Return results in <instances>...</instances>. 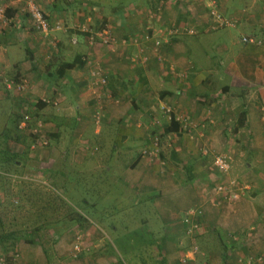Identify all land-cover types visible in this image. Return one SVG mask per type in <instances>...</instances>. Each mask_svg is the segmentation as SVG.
I'll list each match as a JSON object with an SVG mask.
<instances>
[{
	"label": "crops",
	"instance_id": "obj_1",
	"mask_svg": "<svg viewBox=\"0 0 264 264\" xmlns=\"http://www.w3.org/2000/svg\"><path fill=\"white\" fill-rule=\"evenodd\" d=\"M27 1L0 0V103L13 131L25 133L32 110L71 127V188L88 180L84 264H264V0H32L62 25L48 35L33 26ZM213 4L235 26L215 24ZM103 30L113 43H102ZM97 68L106 85L92 76ZM156 139L158 153L146 154ZM54 150V160L68 155ZM222 154L232 157L227 177L214 166ZM40 176L56 190L63 175ZM229 178L249 187L235 202L216 192ZM112 190L123 209L147 205L162 224L144 234L138 261L107 252L93 225L109 220L94 207ZM193 208L204 214L191 235ZM29 249L20 251L35 264L49 254Z\"/></svg>",
	"mask_w": 264,
	"mask_h": 264
},
{
	"label": "rangeland",
	"instance_id": "obj_2",
	"mask_svg": "<svg viewBox=\"0 0 264 264\" xmlns=\"http://www.w3.org/2000/svg\"><path fill=\"white\" fill-rule=\"evenodd\" d=\"M30 1L40 8L34 1ZM0 9L5 7L2 5ZM7 113V107L0 103V235L14 233L16 241L10 239L0 245V261L5 264H35L24 257L20 249L22 245H27L29 250H35L28 252L30 256L29 254L37 252L36 248L40 245L49 251L43 264H84L88 223H78L76 218L79 213L90 214L84 202L82 203L83 198L87 197L85 184L88 180L85 179L81 188H71V127L56 128L53 120L32 110L26 113L32 120L25 133L13 131L9 128ZM93 117L90 121L92 132L95 126L101 124V118L97 123L96 115L94 120ZM37 122L43 123L44 132L36 137L30 127ZM18 138H21L20 142ZM33 145L36 147L33 148ZM95 149L94 144L91 146V153H97ZM14 150L21 161L18 166L6 163L7 153H13ZM53 150L55 153L60 152L62 156L65 153L68 155L65 158L63 156L62 160L61 157L54 160ZM113 163H108V166ZM101 164L104 166L105 162ZM92 166L87 163L86 167ZM52 172L63 175L57 177L56 190L51 188L54 185L39 177ZM110 194L109 201H97V207H94L99 214H108L109 220L92 221L93 225L101 228L107 252L125 262L132 255L137 260L138 248L144 243V234L148 229L155 234L162 224L160 221H151L152 210L147 205L131 208L132 210L123 209L127 207L125 202L122 200L120 204L118 200H114L116 197L120 199L121 194L113 190ZM74 218L76 220H72ZM144 219L149 220L147 223L154 230L150 225H143ZM96 234L100 235L97 231Z\"/></svg>",
	"mask_w": 264,
	"mask_h": 264
},
{
	"label": "built area",
	"instance_id": "obj_3",
	"mask_svg": "<svg viewBox=\"0 0 264 264\" xmlns=\"http://www.w3.org/2000/svg\"><path fill=\"white\" fill-rule=\"evenodd\" d=\"M27 10L28 13L30 14V19L32 20L33 26L35 27L36 30L42 32L44 35H48L51 31H58L62 29V25L59 23L53 24L49 22L43 11L38 8L37 6L33 5L30 0L27 2ZM213 21L215 24H218L219 26L223 27H233L235 26L236 22L230 19H225L223 16L219 13L218 9L216 8V5L213 4L212 10L210 12ZM0 17L4 20L5 15H4V9H0ZM188 34L194 35L196 31L194 29H187ZM97 36L100 37L102 40V43L104 44H111L115 41L114 37L111 35V33L108 30H103L100 33L97 34ZM92 39V38H91ZM138 38L133 39L134 43L138 42ZM74 43H77L76 41H73ZM92 76L96 78L97 84L100 85H106L107 84V79L102 72L101 69L97 68L96 70L93 71ZM100 115L96 116L97 123L100 122ZM32 118L30 115H24L21 123V129L26 130L28 129V125L30 124ZM44 125L42 122H37L35 125H32L30 127L31 131L33 134L37 137L41 135L44 130ZM36 145H33V148H35ZM159 151V140L156 139L153 142V148L149 150H145L146 154H151V155H156ZM231 162H232V157L228 154H222V155H217L214 159V166L217 170L218 173H220L222 176L227 177L230 170H231ZM249 190L248 185H244L237 179H227L225 182H222L216 187V192L225 200L230 201V202H235L238 201L242 195H244L247 191ZM203 210L201 208H193L188 212V216L193 219L191 223H189V231L188 234L194 235V231L198 230V227L200 226L199 219L203 215ZM191 248L193 250H197V247L193 245ZM78 250V249H77ZM188 257H185L182 259L183 264H187L188 262ZM256 261H261V258H257L256 260H252V258L248 259V264H252ZM1 264H5L4 261H0Z\"/></svg>",
	"mask_w": 264,
	"mask_h": 264
},
{
	"label": "trees",
	"instance_id": "obj_4",
	"mask_svg": "<svg viewBox=\"0 0 264 264\" xmlns=\"http://www.w3.org/2000/svg\"><path fill=\"white\" fill-rule=\"evenodd\" d=\"M6 13H7V11L5 12V15H6ZM29 14V13H28ZM30 15V14H29ZM46 17V16H45ZM6 18H7V16H6ZM46 19H47V17H46ZM49 22H51L49 19H47ZM65 66V68H67V69H71V68H73L75 65H73V64H65L64 65ZM17 129V128H16ZM177 133H180L181 132V129L180 130H178V131H176ZM8 135V134H7ZM7 135H5V136H7ZM7 156H8V160H6V163H8V164H14L15 166L16 165H18V162L20 161L19 160V158H18V156L17 155H15L14 153L12 154V153H7ZM78 215V217L77 218H79V219H77V222L78 223H82V216L81 215H79V214H77ZM73 220V219H72ZM84 222H88V221H84ZM83 222V223H84ZM15 235H14V233H10V234H8V235H3V234H1L0 235V243H5V241H7V240H10V239H15V241H16V238L14 237ZM14 242L12 243V247H14ZM121 264H123V263H121Z\"/></svg>",
	"mask_w": 264,
	"mask_h": 264
}]
</instances>
